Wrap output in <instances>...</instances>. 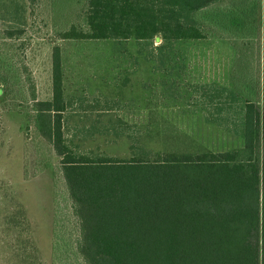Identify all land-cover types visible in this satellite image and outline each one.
I'll list each match as a JSON object with an SVG mask.
<instances>
[{
    "label": "trees",
    "instance_id": "obj_1",
    "mask_svg": "<svg viewBox=\"0 0 264 264\" xmlns=\"http://www.w3.org/2000/svg\"><path fill=\"white\" fill-rule=\"evenodd\" d=\"M235 1L86 0L83 23L58 31L57 39L151 42L159 38L168 43L223 38L203 22L201 14ZM25 13L23 6L16 19H2L6 29L0 45V106L22 114L59 159L52 176L63 181L77 222L74 249L83 262L264 264V111L260 101L216 83L194 87L197 104L207 111L206 122L239 134L243 144L238 148L157 152L146 148L140 131L125 121L103 124L95 119L79 131L86 138H126L129 156L82 150L64 136L62 115L67 105L58 46L51 54V99H37L24 56L28 44L21 38ZM20 215L23 212H18L17 220L13 217L14 224L28 228Z\"/></svg>",
    "mask_w": 264,
    "mask_h": 264
},
{
    "label": "rangeland",
    "instance_id": "obj_2",
    "mask_svg": "<svg viewBox=\"0 0 264 264\" xmlns=\"http://www.w3.org/2000/svg\"><path fill=\"white\" fill-rule=\"evenodd\" d=\"M85 3L0 0V45L6 29L2 19H16L26 9L21 38L28 44L24 56L39 99L51 94V54L58 46L67 94L117 99L122 105L117 115L140 131L146 148L197 153L242 146L239 134L206 122L194 87L216 83L232 88L260 101L264 111V0H238L204 11L203 22L223 38L142 44L58 40V31L83 23ZM81 147L129 156L126 138L98 135ZM58 163L22 114L0 106V264H85L74 249L77 222L63 181L52 176ZM20 211L28 228L14 224Z\"/></svg>",
    "mask_w": 264,
    "mask_h": 264
},
{
    "label": "crops",
    "instance_id": "obj_3",
    "mask_svg": "<svg viewBox=\"0 0 264 264\" xmlns=\"http://www.w3.org/2000/svg\"><path fill=\"white\" fill-rule=\"evenodd\" d=\"M155 40H160V39L155 38ZM205 40H208V39H205ZM63 41H70V40H63ZM135 41L137 42V44L151 43V42H144V41L139 42L137 40ZM180 41L182 40H179V42ZM188 41H193V40H188ZM32 76L35 82L37 99L41 101L50 100L51 95H52V87H51V94L49 98L39 99L36 80H35L33 72H32ZM50 79H51V76H50ZM64 79L65 78L63 74V81H62L63 97H64V102L66 103L67 106L62 116H63V128L65 130L64 136L67 140H73L74 143L78 144L81 147V145L85 144V142L97 137L98 135H94V137L90 138L87 135L88 138H86L85 134L79 131L80 129H82V127L89 126L90 122L95 119L96 120L100 119L103 124H107L109 120L116 121L120 119V120L125 121L121 116L117 115L118 112L122 110V105L117 99L111 98L106 95L90 96L89 94H83V93L67 94V92L65 91L66 89H65ZM51 84H52V80H51ZM81 149L83 150L84 148L81 147Z\"/></svg>",
    "mask_w": 264,
    "mask_h": 264
}]
</instances>
